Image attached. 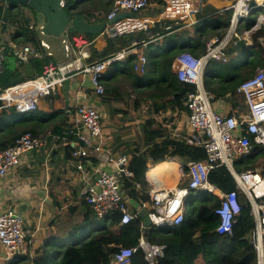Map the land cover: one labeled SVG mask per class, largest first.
<instances>
[{"label": "built area", "instance_id": "obj_1", "mask_svg": "<svg viewBox=\"0 0 264 264\" xmlns=\"http://www.w3.org/2000/svg\"><path fill=\"white\" fill-rule=\"evenodd\" d=\"M65 2L62 0V4ZM206 5L207 0H163L162 3L154 0H113L100 35L115 38L125 33H135L137 37L130 45L106 58L89 60L94 37L82 32L67 33L64 39L67 60L63 63L51 60L53 52L50 44L39 37L44 34L43 24H30V29L38 34L39 43L35 45L7 41L0 23V73L6 69L10 56H13L23 74L25 63L31 55L42 61V69L34 77L0 89V115L7 108H14L19 115L34 111L42 97L57 93L61 86L77 75L88 74L93 92L103 96L107 91L105 73L114 62H122L134 53L138 55L134 61V71L140 75L146 74L150 69L146 49L164 47L170 36L198 23L199 14L204 13ZM259 8L264 9V0L231 1L230 5L222 8L231 10L230 23L224 34H214L206 39L205 49L200 55L182 51L173 59L172 69L178 78L193 84L194 88H187L181 97L175 94L169 97L170 103L174 104V113L185 116L183 129L172 127L169 137L202 147L205 151L200 158L179 160V176L185 183L163 184L159 177L150 176L149 168L145 173V180L151 184L149 199L141 200L134 206L128 200L123 184L125 178L134 177L132 160L140 152L112 149L102 114L95 103L87 98L76 102L74 108L80 124L68 128L65 136L73 138L75 143L71 151V164L84 172L81 197L98 219L102 220L112 211L119 210L122 213L121 223L125 224L138 218L141 210L147 209L152 225L175 227L186 220L188 203L191 201L189 197L191 192L197 191L219 198L216 232L232 234L234 223L244 209L238 189L224 191L209 178L213 168L226 166L234 175L237 187L249 200L250 214L256 221L252 242L257 251V264H264V173L239 172L234 168L238 158L253 151L254 143L264 145V68L259 67L238 87L249 110L246 119L216 110L213 106L214 93L206 88L204 82L205 71L212 61H229L230 40L241 36L239 23ZM124 11L131 13L115 19ZM147 11L150 12L147 14ZM259 18L264 19L262 15ZM145 115L148 116V109H145ZM44 142L41 135L30 130L19 135L0 151V176L14 170L24 154L41 147ZM92 158L102 165H111L113 171L101 168L94 179L87 178L86 167L92 163ZM34 236L35 232L27 226L22 213L11 206L0 212V245L4 248L5 259L22 256L32 259L36 255L31 250ZM165 248V244L153 243L142 233L138 245L121 246L110 264H132L133 255L138 250L149 264H158L159 258L165 254Z\"/></svg>", "mask_w": 264, "mask_h": 264}, {"label": "trees", "instance_id": "obj_2", "mask_svg": "<svg viewBox=\"0 0 264 264\" xmlns=\"http://www.w3.org/2000/svg\"><path fill=\"white\" fill-rule=\"evenodd\" d=\"M154 1L163 2V0ZM112 5L113 0H66L65 2V7L70 13H84L92 21L104 20ZM8 6L11 8V16L3 33H7L12 41L18 43L30 41L38 45V34L30 29L35 10L30 6L16 5L9 0H0V23ZM230 18L231 10L221 11L208 3L204 13L199 14V22L195 24L196 34L193 38L177 32L168 38V40H172L170 47L159 48L158 52L156 51L152 67L147 74L139 75L134 71V64L129 61L131 56L125 60L127 62H123V72L129 78H133L135 82L138 78L144 77L145 80H142L136 87V90L139 89L140 95L144 98L150 97L156 100L172 94L181 97L187 88L193 89L194 85L181 81L172 70L174 57L182 51H191L195 55L202 54L206 39L214 34H224L230 23ZM30 35L33 36L32 40L29 39ZM134 35L135 33H125L115 38L108 37L107 46L102 50L103 58L130 45L135 38ZM90 36L95 37L96 35L90 34ZM237 57L233 66L229 65L227 69L230 77L226 84L221 83L225 81L223 71L217 72V75L214 76L213 72L209 71L210 68L206 69L204 82L209 91H220L221 94L235 93L242 81L252 76L258 67L264 68L263 45L245 48L244 52L238 54ZM31 61L37 64L38 59L32 58ZM118 65L119 62H114L111 70L118 68ZM16 73L17 71H7V68L0 73V88L12 85L10 81ZM212 81L215 82V86ZM105 84L107 91L103 96L112 98L111 96L118 89L115 87L114 90L108 81ZM168 102L165 101L160 106L165 109L172 107L173 103ZM17 125V123H12L0 130V151L12 143L10 135L16 134ZM144 127V137L141 142L143 149L132 160L134 177L125 178L123 187L133 199L147 200L149 196H147L146 190L144 191L146 194L140 196L137 186L139 183H143V187L147 189L149 182L145 180V173L149 170L150 164L173 159H196L202 157L205 151L202 147L191 146L181 139L169 137L167 128L162 122L155 119L147 120ZM263 163L264 145L254 143L253 151L238 158L234 162V168L242 172L249 167ZM209 178L212 183L224 191L238 189L239 200L244 209L234 223L232 234L216 232V227L219 224V217L216 214L219 198L210 193L198 192L197 195H194L195 192H191L189 198L192 204L190 209L188 208L186 220L180 225L144 227L140 215L138 218L122 224V213L115 210L104 217L103 222L93 230H88L83 239L76 237L71 244L59 241L56 247L51 246L53 243L46 244L32 258L33 264H110L115 252L121 246L138 245L142 233H145L151 242L166 245L165 254L159 258L158 264H257V251L252 242L256 221L250 214L249 200L245 193L237 187L234 175L226 166L213 168L209 173ZM83 201L88 208L85 213V223L98 219L89 204L85 200ZM90 225H87V228ZM76 226L74 229H77ZM183 246L185 251H182ZM29 258V256L16 257L11 260V264H27ZM132 264H149V262L138 250L133 255Z\"/></svg>", "mask_w": 264, "mask_h": 264}, {"label": "crops", "instance_id": "obj_3", "mask_svg": "<svg viewBox=\"0 0 264 264\" xmlns=\"http://www.w3.org/2000/svg\"><path fill=\"white\" fill-rule=\"evenodd\" d=\"M209 1L221 11L222 8L231 4V0ZM149 12L147 11V14ZM261 12L254 11L252 16L239 23L238 31L241 36L230 40L229 61L219 62L215 60L209 64L208 69L210 68L209 71L213 72L214 76L217 75V72H224L223 79L225 81H222V84L228 82L230 75L227 69L229 65L233 66L238 54L243 53L245 48L264 46V19L259 18L260 15L264 17V11ZM253 21L254 23H252ZM35 23L37 22L32 21L31 24ZM188 27L193 30L190 35L183 32ZM195 29V25H189L179 34L193 38L196 34ZM253 30H256L255 33H252ZM134 36L136 37V34ZM4 37L7 41L10 40L7 33L4 34ZM39 37L50 44V49L53 52L50 57L51 60L59 63L67 60L64 45L66 34L60 37L53 36L56 39L54 38L55 40L52 41L42 35H39ZM59 38H61L60 41ZM107 42V37L100 34L96 35L90 47L91 56L89 60L103 58L102 50L107 46ZM26 43L32 42L28 41ZM149 48L146 51L149 57L152 56L149 65L151 69L153 56L159 48L157 46ZM130 56L131 58H129ZM130 56L128 57L129 61L134 64L138 55L134 53ZM124 61L119 62L118 68L113 67L114 69L111 70L110 67L108 70L110 73L107 71L104 75V81H108L114 90L115 87L118 89L115 90V94L111 96L112 98L96 95L91 88L88 74L77 75L61 86L57 93L42 97L34 111L19 115L13 111V108H7L0 115V130L12 123L18 124L16 134L10 135L11 142L15 140L16 136L27 130L34 131V134L41 135L45 139L41 147L24 154L14 170L8 172L5 176H0V212L11 206L23 214L27 226L35 232L31 245V250L35 253L43 249L46 244L50 245L55 236L65 234L72 228L75 230L74 227L80 223L86 226L90 224L85 223V213L88 208L81 197V189L84 186V172L71 164V151L75 143L73 138L68 139L65 136V131L68 128L80 124V118L74 108L76 102L87 98V100L95 103L102 114L105 129L109 134V145L116 151L131 152L135 150L141 152L143 149L141 142L144 137V125L151 118L163 123L168 130V136L172 133V127H178L179 130L183 129L185 118L183 113L175 114L174 107L165 109L160 106L165 101L169 103L171 95L161 99L158 98L155 101H152L151 98L147 100L148 98L142 97L139 89H134L133 78H129L123 72L122 65ZM32 64L35 67L36 74H38L42 69V61L38 59L37 64L33 62ZM6 68L7 71H17L10 81L11 84L15 77L23 74L20 72L13 56L9 57ZM124 79H128L129 83ZM213 85L215 86V82H213ZM126 86L129 87L128 90H126ZM130 91L132 93L129 96ZM213 93V106L216 110L236 115L242 119L249 117L245 97L238 89L235 93L221 94L220 91ZM116 94L118 95L115 96ZM145 109H148V116L145 115ZM92 160V163L86 167L85 176L87 178L94 179L101 168L113 171L111 165H102L96 158H92ZM163 163L164 161L151 164L150 168ZM246 171L263 174L264 163L249 167ZM179 175V168H175L168 171L162 170L158 172L156 177H159L162 183L166 185L185 183ZM139 184L141 186H137V190H139L140 196H144L146 193L148 196L151 184L148 183L147 189L143 187V183ZM145 190L146 193H144ZM126 195L134 206H137L141 200H145L143 198L133 199L127 193ZM182 251H185L184 246ZM4 255V248L0 245V264L11 262V260L5 259ZM27 264H33L31 258H29Z\"/></svg>", "mask_w": 264, "mask_h": 264}, {"label": "water", "instance_id": "obj_4", "mask_svg": "<svg viewBox=\"0 0 264 264\" xmlns=\"http://www.w3.org/2000/svg\"><path fill=\"white\" fill-rule=\"evenodd\" d=\"M16 5H25L32 7L36 13H39L44 18L42 30L45 35L60 37L67 33L82 32L91 35H98L102 32L105 21H92L84 13L73 14L68 11L65 4H62V0H9ZM230 1V0H223ZM235 1V0H231ZM129 11H124L118 14L115 19L130 14ZM11 16V8L6 7L5 13L2 17L1 30L4 32L7 28L8 20ZM33 36L30 35L29 39L32 40ZM34 58L31 55L30 60L25 63V73L15 77L12 80V84L22 82L26 78H32L36 75L35 67L32 64L31 59ZM139 215L143 219L145 227L152 226V221L149 217L147 209L140 211Z\"/></svg>", "mask_w": 264, "mask_h": 264}, {"label": "rangeland", "instance_id": "obj_5", "mask_svg": "<svg viewBox=\"0 0 264 264\" xmlns=\"http://www.w3.org/2000/svg\"><path fill=\"white\" fill-rule=\"evenodd\" d=\"M208 3H210L209 0H207ZM207 3V4H208ZM221 5V4H219ZM261 11H264V9L262 8H259L258 9V13H262ZM32 21L33 22H37V24H42L44 23V18L41 14L39 13H33L32 15ZM201 28V27H200ZM256 30H253L252 33H255ZM183 32H185L187 35H190L193 30L191 27H188L187 29H185ZM42 36L46 37L49 41H52V40H55L56 38L53 37V36H50V35H45V34H42ZM55 38V39H54ZM59 41L61 40V38L58 39ZM172 45V40H167L166 43H165V46L164 47H160V49H163L165 47H170ZM151 58L152 56H150L149 60H150V63H151ZM14 59V58H13ZM15 60V59H14ZM108 73H110V71H108ZM147 74V73H146ZM144 78V77H143ZM143 78H138V80L134 83H135V86H134V89L137 87V85L142 81V80H145ZM129 79V78H128ZM128 79H124L125 81H128ZM130 81V79H129ZM129 81L127 83H129ZM129 87L126 86V90H128ZM136 90V89H135ZM132 91L129 92V96L131 95ZM148 98L147 100L150 99V97H146ZM168 98V97H167ZM166 98V99H167ZM146 100V101H147ZM152 101H155V100H152ZM152 105V104H151ZM167 163V164H166ZM178 164H179V160L177 159H173V160H169V161H164V164H161L159 166H156V167H152L150 170H149V174L152 175L151 177H155V175L153 173H157L158 171L161 172L162 170H168L169 169H175V168H178ZM168 165V166H167ZM158 167H160V170L158 169ZM164 167V168H163ZM198 192L195 191V194L194 195H197ZM191 204L192 202L189 201L188 203V208L190 209L191 207ZM72 213V212H71ZM73 214V213H72ZM101 222H103L101 219H94L93 221L90 222V226L89 228H87V226L83 223H80L78 224L76 227L78 229H75L73 230V228L69 231H67L65 234H61V235H58V236H55L52 240V247H56L57 245V242L59 241H62L64 242V244H71L75 241L76 237H79L80 239H83L86 234L88 233V230H93L94 227H96L97 225H99ZM8 264H11V262H8Z\"/></svg>", "mask_w": 264, "mask_h": 264}, {"label": "bare ground", "instance_id": "obj_6", "mask_svg": "<svg viewBox=\"0 0 264 264\" xmlns=\"http://www.w3.org/2000/svg\"><path fill=\"white\" fill-rule=\"evenodd\" d=\"M163 164H164V163H163ZM166 164H167V163H166ZM167 166H168V165H167ZM163 168H164V167H163ZM158 169L160 170V167H158ZM168 170H169V168H168ZM168 170H167V171H168ZM158 172H159V171H158ZM158 172H157V173H153V174H154V175H155V174L157 175ZM156 175H155V176H156ZM150 176H152V175H150ZM158 181H159V180H158ZM170 185H172V184H170ZM257 189H259V187H257Z\"/></svg>", "mask_w": 264, "mask_h": 264}, {"label": "clouds", "instance_id": "obj_7", "mask_svg": "<svg viewBox=\"0 0 264 264\" xmlns=\"http://www.w3.org/2000/svg\"><path fill=\"white\" fill-rule=\"evenodd\" d=\"M207 6V5H206ZM195 25V24H194ZM2 28V27H1Z\"/></svg>", "mask_w": 264, "mask_h": 264}]
</instances>
